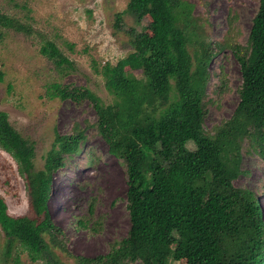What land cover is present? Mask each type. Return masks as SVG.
Masks as SVG:
<instances>
[{
  "label": "trees",
  "instance_id": "obj_1",
  "mask_svg": "<svg viewBox=\"0 0 264 264\" xmlns=\"http://www.w3.org/2000/svg\"><path fill=\"white\" fill-rule=\"evenodd\" d=\"M192 13L186 0H129L114 14V33L124 30L125 15L135 25L125 31L132 52L95 70L112 96L109 104L85 86L54 83L46 89L50 99L90 103L97 120L87 126L105 141L127 177L126 235L104 255L75 257L76 264H264L258 195L234 185L245 173L244 152L264 163V0L257 1L244 43L231 17L223 38L212 41L208 19ZM142 24L149 33L140 30ZM0 28L32 32L1 13ZM226 50L240 69L238 103L229 118L206 129L209 65ZM39 51L57 71L74 69L54 42L43 41ZM3 80L0 70V84ZM87 139L78 124L56 134L43 168L36 171L33 145L0 111V149L26 181L32 214L10 216L0 197L2 256L7 258L18 243L31 262L64 264L54 249L67 253L65 241L47 202L54 172L79 154ZM91 217L79 218L76 225L87 228Z\"/></svg>",
  "mask_w": 264,
  "mask_h": 264
},
{
  "label": "rangeland",
  "instance_id": "obj_2",
  "mask_svg": "<svg viewBox=\"0 0 264 264\" xmlns=\"http://www.w3.org/2000/svg\"><path fill=\"white\" fill-rule=\"evenodd\" d=\"M129 0H0V13L29 26L31 34L0 28V111L11 126L35 149L34 169L41 170L44 157L55 135L70 132L75 124L85 129L88 139L83 150L67 165L54 172L47 202L50 219L65 241L66 252L54 249L64 264H76L75 257L93 258L109 251L110 244L122 239L129 229L126 210V173L120 161L108 151L105 141L92 124L97 120L89 102L77 105L50 99L46 89L54 84L85 86L109 104L112 96L104 87L100 70L115 65L132 52L126 30L135 24L125 15L124 30L114 33V14L126 9ZM193 4V15L210 23L212 41L221 40L233 19L235 34L244 43L258 0H186ZM141 31L149 33L145 24ZM54 42L72 62L73 70L59 72L40 54L43 41ZM191 51V49H190ZM212 76L207 93L210 104L205 128L210 129L231 116L238 103L241 83L239 65L229 51L216 54L209 65ZM139 74V72H135ZM224 81L221 82V77ZM235 181L258 195L264 220V163L244 152ZM0 197L10 216H32L25 179L18 173L12 157L0 149ZM92 214H91V213ZM92 216L88 227L76 225L79 218ZM46 240L47 237L45 236ZM5 236L0 228V264H42L31 262L18 243L7 258L2 256ZM136 264H141L137 262Z\"/></svg>",
  "mask_w": 264,
  "mask_h": 264
}]
</instances>
